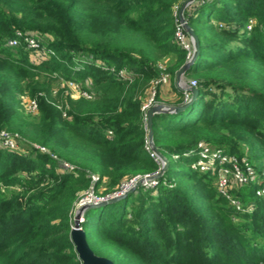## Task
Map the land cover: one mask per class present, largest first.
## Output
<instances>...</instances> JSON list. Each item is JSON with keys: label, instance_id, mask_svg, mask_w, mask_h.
<instances>
[{"label": "trees", "instance_id": "trees-1", "mask_svg": "<svg viewBox=\"0 0 264 264\" xmlns=\"http://www.w3.org/2000/svg\"><path fill=\"white\" fill-rule=\"evenodd\" d=\"M182 2L0 0V131L18 134L32 151L0 149V264H82L70 238L80 194L97 196L106 184L104 196L111 195L158 171L143 106L151 89L156 104L186 103L175 84L189 55L176 39L174 7ZM185 17L200 44L186 74L198 94L183 111L154 115V144L169 161L204 142L246 158L264 179V0H201ZM18 30L56 56L36 60L24 47L9 48ZM171 57L175 63L163 67ZM165 74L174 103L157 83ZM62 81L80 83L92 99H73ZM21 95L38 101L35 119L19 110ZM175 167L169 161L155 188L89 209L81 227L91 250L114 264H264L259 186L230 190L253 202L254 211L242 214L214 177Z\"/></svg>", "mask_w": 264, "mask_h": 264}, {"label": "built area", "instance_id": "built-area-1", "mask_svg": "<svg viewBox=\"0 0 264 264\" xmlns=\"http://www.w3.org/2000/svg\"><path fill=\"white\" fill-rule=\"evenodd\" d=\"M174 15L176 17L177 22V29H176V39L178 43H180L186 50L189 51L188 59L192 56L194 52V48L191 44L187 43V36L188 33L185 28V23L182 22L180 18V5H175L174 7ZM252 22H250L249 29L252 28ZM223 27V25H221ZM7 46L10 48H18V47H25L28 51L34 53L36 60H48L56 56V53L46 47L42 40L38 37H34L32 35L26 34L22 31H17L15 33V37L12 38L7 42ZM79 62H91L92 59H79ZM98 65H101L100 62H97ZM107 68V67H106ZM79 70V68L77 69ZM113 70V69H112ZM120 76L125 78L126 73L120 72ZM168 76L164 75L160 81L157 83L166 84ZM198 81L195 79L188 81L189 88H197ZM63 86L68 87L70 94L73 99H80L85 98L87 100L92 99L91 93L85 91L82 88V85L78 82L69 81L63 82ZM56 94V91H55ZM154 95L153 98L149 101V105L143 106V111L145 112V127L148 133L147 128V118L146 112L150 108L149 106L152 105L154 102ZM185 101H190V96L186 92ZM22 106L23 108L32 114L39 113V105L38 101L30 98H23L22 99ZM111 135L112 132H109ZM24 140L18 135L8 132L6 130L0 131V149H9V150H20ZM33 149L37 150L42 153H49V151L45 147H41L38 145H33ZM146 149L150 153V156L158 163L159 169L157 172L153 174H148L145 176H136L126 182L125 185H122L119 191L114 192L112 195H107L106 197L100 198L96 196L93 190L89 191L83 197L80 198L78 203L76 204L74 214H73V222L71 228L73 229L74 226V215L75 217L81 212V210L89 205L98 204L101 202L107 201L111 197L115 196H123L134 188L137 183L144 179L143 186L147 188H155L158 184L159 179H150L147 178L156 177L161 172L164 166V162L160 159V157L152 150V147L148 141V134L146 140ZM54 159H57L56 156L51 155ZM195 158V160L190 165V168L200 174H208L214 178H216V186L222 196H224L230 203V205L238 212V213H251L254 211V204H245L241 199L235 197L233 194L230 193V190L234 188H242L245 186L250 185H258L259 189L257 190L256 194L258 197L264 196V184H263V177L261 174L257 172L255 167L246 159H239L237 156L228 154L222 148H214L207 145L204 142H199L195 147L191 148L190 150L186 151L182 156L175 155L172 157L174 161H178L180 159H189ZM61 169L66 172H74L75 167L69 163L61 162ZM96 181L97 178L93 177ZM80 226L85 221V215L81 213L80 216ZM82 228V227H81Z\"/></svg>", "mask_w": 264, "mask_h": 264}, {"label": "water", "instance_id": "water-1", "mask_svg": "<svg viewBox=\"0 0 264 264\" xmlns=\"http://www.w3.org/2000/svg\"><path fill=\"white\" fill-rule=\"evenodd\" d=\"M194 1L195 0H186L185 2H183L181 9H180V18H181L182 22L185 23L186 31H187L188 35L190 36L192 43H193L194 52H193L192 56L188 59V61L176 72V77H175L176 86L179 89H181L187 93H191L192 98L190 99V101L186 102L185 104H183L181 106L158 104V105L151 107L146 112V118H147L146 124H147V128H148L149 144L152 147V150L164 162L163 169L158 174V176L147 178L148 180L155 179V178L160 179L167 172V170L169 168V161L167 160V158L165 156H163L158 151V149L156 148L154 141H153L152 120H153L154 115H156V114H171V113H178L180 111H183L185 108H187L189 105H191L193 103V101L196 99V96L198 94L197 88L187 87L188 84L184 81V78H185L187 72L189 71L191 66L194 64L195 60L198 57L199 51H200V44H199L198 37L196 36L194 31L190 28L187 21L184 20V18H183V12L187 8V6ZM143 184H144V179L140 180L137 183V185L134 188H132L131 190H129L128 192H126L125 195L111 197L105 202H101V203L94 204V205H89V206L83 208L81 210V212L75 217V220H74V226L75 227L71 230L70 238H71L73 245L75 246V251L78 255L79 260L82 262V264H114V263L105 257H101V256L96 255L91 250V248L89 247L88 242L86 240V234L80 226L79 219H80L81 213L85 215L89 209L99 208V207L114 203L116 201H119V200L123 199L125 196H127L128 194L134 192L137 188L143 186Z\"/></svg>", "mask_w": 264, "mask_h": 264}, {"label": "rangeland", "instance_id": "rangeland-1", "mask_svg": "<svg viewBox=\"0 0 264 264\" xmlns=\"http://www.w3.org/2000/svg\"><path fill=\"white\" fill-rule=\"evenodd\" d=\"M186 0H184V2H185ZM198 1H201V0H195L194 2H192L191 4H189L188 6H187V8L185 9V11L183 12V18H184V20H186L187 21V19H186V17H185V13H186V10L190 7V6H193V5H195ZM182 4H183V2H182ZM182 6V5H181ZM181 6H180V9H181ZM188 23V22H187ZM252 28H253V26H255V24H256V22L255 21H253L252 22ZM249 26L250 25H248L247 26V29L249 30V31H251L252 30V28L251 29H249ZM226 27V26H225ZM224 27V28H225ZM220 28H221V26H220ZM223 28V27H222ZM226 28H228V26L226 27ZM189 36V35H188ZM188 39H189V44H191L192 45V47H193V43H192V40H191V38H190V36L188 37ZM10 48V47H9ZM18 48H20V47H18ZM25 48V47H24ZM26 49V48H25ZM27 50V49H26ZM77 60H79L80 58H76ZM30 60H34V57H32ZM175 63V58L174 57H171L170 59H167L162 65H163V67H170V66H172L173 64ZM166 76H168V78H167V83L166 84H164V86H163V88H165L166 86L167 87H170L171 86V84L173 83V80L171 79V76L169 75V74H165ZM189 80H192V79H188L186 76H185V78H184V81L188 84V81ZM196 80V79H195ZM61 83V85H63V81L62 82H59V84ZM175 84H176V81H175ZM153 94H154V90L153 89H151L150 91H149V93H148V97H147V99H146V102L144 103V105H149V101L153 98ZM24 97H23V95H21V96H19V99L20 100H22ZM175 100V99H174ZM174 100H172V101H170L171 103L174 101ZM158 104H164V105H168V104H165V103H155V102H153L152 103V105H150L149 107L151 108V107H153V106H155V105H158ZM149 108V109H150ZM148 109V110H149ZM21 112L23 111V113L25 114V116L26 117H28V118H30V119H35L38 115L37 114H32V113H29V112H27L24 108H23V106L21 105V107H20V109H19ZM6 131H8V130H6ZM9 132V131H8ZM12 133V132H11ZM22 150H24V151H26L27 153H29V154H31L32 153V151L30 150H28V149H26L25 148V145H24V143L22 144V146H21V148H20V151H22ZM195 160V158H189V159H184L183 161H181V162H175L173 159H169V161L172 163V164H175V169L177 168L178 170H182V171H184V170H188V169H190V165L192 164V162ZM215 179V182H216V178H214ZM128 180H126V181H124L121 185H119L118 187H116V191H119L120 190V188L122 187V185H125L126 184V182H127ZM146 187V186H145ZM107 189V186H106V184H104L100 189H99V194L97 195V196H99L100 198H103V196H104V192H105V190ZM91 191H92V189H90ZM89 190V191H90ZM89 191H85V192H82L81 194H80V196L81 197H83L85 194H87ZM112 195V194H111ZM106 197V196H105ZM239 198V197H238ZM240 199V198H239ZM229 202V201H228ZM230 204V203H229ZM247 205H249V204H253V202H249V203H246ZM231 206V205H230ZM232 207V206H231ZM233 208V207H232ZM92 217H94V215L92 216ZM74 219H75V215H74ZM238 221V220H237Z\"/></svg>", "mask_w": 264, "mask_h": 264}, {"label": "crops", "instance_id": "crops-1", "mask_svg": "<svg viewBox=\"0 0 264 264\" xmlns=\"http://www.w3.org/2000/svg\"><path fill=\"white\" fill-rule=\"evenodd\" d=\"M163 99L167 102V101H172L174 100L172 103H174L177 99H176V94L173 92L172 87H165L163 88ZM166 104V103H165Z\"/></svg>", "mask_w": 264, "mask_h": 264}]
</instances>
